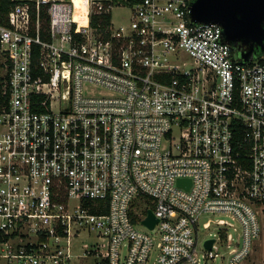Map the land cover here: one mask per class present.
<instances>
[{
	"label": "built area",
	"instance_id": "obj_1",
	"mask_svg": "<svg viewBox=\"0 0 264 264\" xmlns=\"http://www.w3.org/2000/svg\"><path fill=\"white\" fill-rule=\"evenodd\" d=\"M13 1L0 24V264H71L82 229L98 241L78 258L97 264L264 255V54L241 62L220 25L192 21L195 0H87L85 24L75 0ZM203 214L236 219L238 237L209 218L201 251Z\"/></svg>",
	"mask_w": 264,
	"mask_h": 264
},
{
	"label": "water",
	"instance_id": "obj_2",
	"mask_svg": "<svg viewBox=\"0 0 264 264\" xmlns=\"http://www.w3.org/2000/svg\"><path fill=\"white\" fill-rule=\"evenodd\" d=\"M191 18L197 24H218L223 28V40L239 53L241 62L250 63L264 54V0H195ZM179 186L190 181L180 180ZM158 219L152 210L144 225L154 229ZM214 240L206 242L211 249Z\"/></svg>",
	"mask_w": 264,
	"mask_h": 264
},
{
	"label": "rangeland",
	"instance_id": "obj_3",
	"mask_svg": "<svg viewBox=\"0 0 264 264\" xmlns=\"http://www.w3.org/2000/svg\"><path fill=\"white\" fill-rule=\"evenodd\" d=\"M96 1H105V0H96ZM113 20L116 24V26H121L122 24H129L130 23V14L129 10L126 8H117L113 12ZM1 61L2 57L0 56V68H1ZM209 218L213 219H227L230 221L234 226V228H231V232L238 237L240 226L236 219H233L231 217L220 215V216H208V215H201L198 219L197 225H198V249L204 252V242L207 238L210 237V234H214L216 232V227L213 226L211 229L204 228L203 224L206 222ZM142 230H146L145 227L140 226ZM236 230V232L234 231ZM156 231L152 232L153 235H156ZM98 241V238L96 234L90 233L87 229H82L78 236L71 239L70 242V253L72 255V261L71 264H97V261L94 260V258L90 257L88 260L81 259L78 257H84L86 254L87 247L89 249H92L94 247V244ZM229 251L226 246H221L218 253L219 257L215 260H203L201 264H228L229 262ZM204 253H202L203 255ZM245 264H264V255L263 254H255L252 257H250Z\"/></svg>",
	"mask_w": 264,
	"mask_h": 264
},
{
	"label": "trees",
	"instance_id": "obj_4",
	"mask_svg": "<svg viewBox=\"0 0 264 264\" xmlns=\"http://www.w3.org/2000/svg\"><path fill=\"white\" fill-rule=\"evenodd\" d=\"M17 5V2L13 0H0V24H6V17L11 11L13 7ZM100 17H104L101 15ZM92 25L96 26L97 21L96 19L92 20ZM0 101H2L1 96H0Z\"/></svg>",
	"mask_w": 264,
	"mask_h": 264
},
{
	"label": "bare ground",
	"instance_id": "obj_5",
	"mask_svg": "<svg viewBox=\"0 0 264 264\" xmlns=\"http://www.w3.org/2000/svg\"><path fill=\"white\" fill-rule=\"evenodd\" d=\"M78 6V10L76 12V19L79 20V22L81 24H85L84 23V14L87 8V0H75Z\"/></svg>",
	"mask_w": 264,
	"mask_h": 264
}]
</instances>
